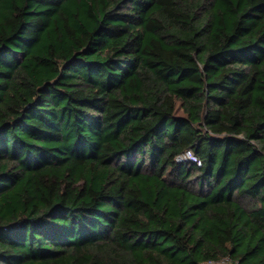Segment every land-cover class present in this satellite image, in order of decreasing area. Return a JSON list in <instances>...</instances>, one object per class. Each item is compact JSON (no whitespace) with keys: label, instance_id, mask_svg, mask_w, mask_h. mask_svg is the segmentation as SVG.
<instances>
[{"label":"trees","instance_id":"obj_1","mask_svg":"<svg viewBox=\"0 0 264 264\" xmlns=\"http://www.w3.org/2000/svg\"><path fill=\"white\" fill-rule=\"evenodd\" d=\"M223 259L264 264V0H0V264Z\"/></svg>","mask_w":264,"mask_h":264},{"label":"built area","instance_id":"obj_2","mask_svg":"<svg viewBox=\"0 0 264 264\" xmlns=\"http://www.w3.org/2000/svg\"><path fill=\"white\" fill-rule=\"evenodd\" d=\"M175 161L177 162L192 161V162H195L196 165L198 166L201 165V160L191 150H186L182 152L181 154L177 155L175 157Z\"/></svg>","mask_w":264,"mask_h":264},{"label":"rangeland","instance_id":"obj_3","mask_svg":"<svg viewBox=\"0 0 264 264\" xmlns=\"http://www.w3.org/2000/svg\"><path fill=\"white\" fill-rule=\"evenodd\" d=\"M176 113L178 115H181L182 114V109L180 108V104L177 103V109H176ZM203 264H230L226 259H223L219 262H210V263H203Z\"/></svg>","mask_w":264,"mask_h":264}]
</instances>
